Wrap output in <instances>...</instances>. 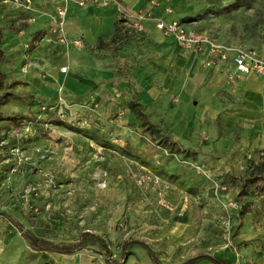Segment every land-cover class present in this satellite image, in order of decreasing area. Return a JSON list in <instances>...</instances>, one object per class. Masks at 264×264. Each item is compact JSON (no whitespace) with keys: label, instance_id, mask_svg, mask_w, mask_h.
Wrapping results in <instances>:
<instances>
[{"label":"rangeland","instance_id":"1","mask_svg":"<svg viewBox=\"0 0 264 264\" xmlns=\"http://www.w3.org/2000/svg\"><path fill=\"white\" fill-rule=\"evenodd\" d=\"M25 1L0 0L2 47L8 61L17 62L8 68L3 63L1 70L7 83L15 84L10 92L21 97L2 110L26 118L35 114L44 124L31 132L0 123V213L40 238L82 248L72 255L36 252L0 215V264H153L147 249L134 241L147 244L162 264L200 255L228 264H264V202L240 197L230 183V177L264 173L254 170L264 154L235 162L215 147L207 124L196 146L179 145L171 135L179 126L174 104L169 117L162 116L165 109L153 111L162 131L157 135L122 116H97L101 105L94 91L70 100L64 87L55 90L36 76L47 65L37 57L44 37L30 29L9 30L26 15ZM235 1L207 2L186 21L216 41L264 53V0L225 12ZM61 106L65 121L48 110ZM88 233L105 240L111 255Z\"/></svg>","mask_w":264,"mask_h":264},{"label":"crops","instance_id":"2","mask_svg":"<svg viewBox=\"0 0 264 264\" xmlns=\"http://www.w3.org/2000/svg\"><path fill=\"white\" fill-rule=\"evenodd\" d=\"M78 1H25L29 3V29L52 39L41 41L37 57L47 65L36 76H44L55 90L64 87L70 100L84 99L94 91L101 105L97 116L115 114L136 127L139 121L128 107L130 102L141 104L155 125L153 111L165 109L162 116L169 117L174 104L172 113L179 118V126L171 135L179 145L196 146L202 125L207 124L215 147L230 153L235 162L255 161L264 154V76L249 74L231 82L233 64L216 60L207 47L182 49L151 20L143 22L142 32L129 27L134 16L148 14L203 33L186 18L205 3L220 0H117L106 6L88 3L83 7ZM60 10L65 12L62 17ZM120 15L127 19L122 24L126 38L114 43ZM63 36L80 45L60 43ZM211 59L215 64L207 67ZM13 63L16 60L4 61L6 68ZM63 67L68 68L66 73L61 72Z\"/></svg>","mask_w":264,"mask_h":264},{"label":"trees","instance_id":"3","mask_svg":"<svg viewBox=\"0 0 264 264\" xmlns=\"http://www.w3.org/2000/svg\"><path fill=\"white\" fill-rule=\"evenodd\" d=\"M248 3H249L248 0H236L232 5L225 7L224 11L227 12L231 10H236L243 6L249 5ZM124 22H125L124 20L119 19L117 23V35L113 40L114 43L122 42L126 38L125 33H123L124 29L122 27V24ZM29 28H30L29 17L25 14H23L18 20L12 21L9 25V30L13 33L14 32L22 33ZM37 34L39 37H41L40 39H42L46 35L44 32H39ZM4 38H5L4 30L0 25V123L14 122L15 125L24 126L25 129L27 128H29V130L31 129L32 132V128H36L39 123L44 124L42 121H40V119H37L35 114H33V116L29 118H26V117H22V115L10 114L9 112L2 110V108L6 106L9 100L21 99L19 95L10 92V90L15 86V84L12 85L8 84L7 81L9 78L7 74L1 70V66L6 58L5 52L2 47ZM128 107L131 110V112L134 114L135 118L139 121L140 128L144 129L145 132L151 134H157V135L161 134L162 131L158 128L157 125L152 123L150 116L145 112V109L141 104L137 102H130ZM254 170L264 171V162L259 166H257ZM230 178H231L230 183L235 184L236 187L240 189V193H239L240 197L253 195L260 197L264 202V173L251 174L250 177L246 179L244 178L240 179L237 177H230ZM0 215L3 218H5L8 222H10L22 234V237L25 239L28 245L36 252L54 253L60 255H72L77 250L82 248V245L80 244L75 246L58 245L44 238H40L32 231L26 230L24 226L12 215L8 213H0ZM86 235L91 236L96 240H99L102 243L103 247L105 248L108 256L111 255V249L109 248L105 240H103L98 235H94L90 233ZM134 243L147 249L149 253V257L153 264H162L160 260L157 258V256L152 251L149 250L147 244L140 241H134ZM129 245L130 243L127 241L123 242L122 244L124 256H126L128 252ZM203 261H207L211 264H228L227 261L224 259H217L208 255H200L195 258L189 259L181 264H199Z\"/></svg>","mask_w":264,"mask_h":264},{"label":"built area","instance_id":"4","mask_svg":"<svg viewBox=\"0 0 264 264\" xmlns=\"http://www.w3.org/2000/svg\"><path fill=\"white\" fill-rule=\"evenodd\" d=\"M18 1V0H17ZM6 2V1H5ZM118 3L117 0H80L78 4L83 7L88 3H96L101 5H108L110 3ZM64 11H59V16H64ZM134 22L129 26L132 30L136 32L144 31V21H154L155 26L158 30L162 31L165 36L172 37L177 45L185 50H197L201 51L204 47H207L211 55L218 61L228 62L233 64L234 72L229 75V80L231 82L239 81L243 76L249 74H255L258 76H264V53L258 52L252 49H246L240 45L233 43H221L215 39L209 37L204 33H200L194 30L186 29L181 23L177 21L165 22L164 20H155L148 14H138L133 17ZM119 19L126 21L124 15H120ZM60 23H58L59 25ZM58 29H52V33H57ZM52 42L51 38H43V41ZM60 43L64 45L73 44L79 46V41H70L66 37H61L58 39ZM215 59H211L207 62V67H212L215 64ZM67 67L61 68V72L66 73ZM47 110V108H43ZM53 111L58 118L62 121L67 119V114L61 107H55L48 109ZM86 122L84 121V125ZM29 130V128H27Z\"/></svg>","mask_w":264,"mask_h":264},{"label":"bare ground","instance_id":"5","mask_svg":"<svg viewBox=\"0 0 264 264\" xmlns=\"http://www.w3.org/2000/svg\"><path fill=\"white\" fill-rule=\"evenodd\" d=\"M231 252V251H230Z\"/></svg>","mask_w":264,"mask_h":264}]
</instances>
